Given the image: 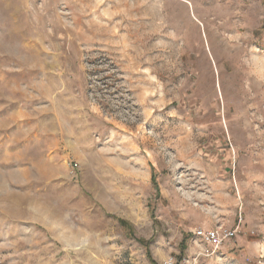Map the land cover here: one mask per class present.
Instances as JSON below:
<instances>
[{
  "label": "rangeland",
  "instance_id": "obj_1",
  "mask_svg": "<svg viewBox=\"0 0 264 264\" xmlns=\"http://www.w3.org/2000/svg\"><path fill=\"white\" fill-rule=\"evenodd\" d=\"M147 250L264 264V0H0V264Z\"/></svg>",
  "mask_w": 264,
  "mask_h": 264
},
{
  "label": "built area",
  "instance_id": "obj_2",
  "mask_svg": "<svg viewBox=\"0 0 264 264\" xmlns=\"http://www.w3.org/2000/svg\"><path fill=\"white\" fill-rule=\"evenodd\" d=\"M196 236L201 238L203 242L215 249L225 246L236 237V230L218 227L210 231L199 229L196 231ZM165 264H176L173 258H170ZM183 264H188L184 262Z\"/></svg>",
  "mask_w": 264,
  "mask_h": 264
},
{
  "label": "trees",
  "instance_id": "obj_3",
  "mask_svg": "<svg viewBox=\"0 0 264 264\" xmlns=\"http://www.w3.org/2000/svg\"><path fill=\"white\" fill-rule=\"evenodd\" d=\"M153 182H154V184L156 185L157 183H156V179H155V176L153 177ZM139 242L142 244V245H144V246H148V244L145 242V241H143V240H139ZM148 249V248H147ZM147 257H148V259L150 260V262L152 263V264H157L156 262H155V260L153 259V257H152V254H151V252H148V250H147Z\"/></svg>",
  "mask_w": 264,
  "mask_h": 264
}]
</instances>
